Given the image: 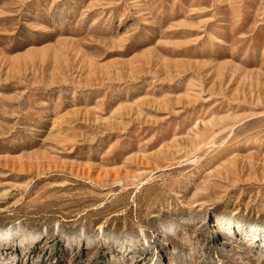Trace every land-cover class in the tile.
I'll return each mask as SVG.
<instances>
[{
  "label": "rangeland",
  "instance_id": "374dc122",
  "mask_svg": "<svg viewBox=\"0 0 264 264\" xmlns=\"http://www.w3.org/2000/svg\"><path fill=\"white\" fill-rule=\"evenodd\" d=\"M8 229L0 264H264V0H0Z\"/></svg>",
  "mask_w": 264,
  "mask_h": 264
},
{
  "label": "bare ground",
  "instance_id": "6f19581e",
  "mask_svg": "<svg viewBox=\"0 0 264 264\" xmlns=\"http://www.w3.org/2000/svg\"><path fill=\"white\" fill-rule=\"evenodd\" d=\"M11 230L10 229H8V230H1L0 231V242H5V241H10V236H11ZM227 234H230V235H233L236 239H238V235L240 234V235H242L243 233L242 232H239L238 234L237 233H235V231H227L226 232ZM257 235L255 234V235H253L251 238H249L248 239V242L250 243V242H252V239H255V241H257ZM20 239H21V241H20V244H18V245H23L24 243H25V240L24 239H22L21 237H20ZM165 244H167V242H164Z\"/></svg>",
  "mask_w": 264,
  "mask_h": 264
}]
</instances>
